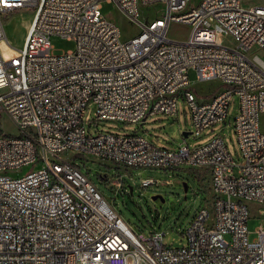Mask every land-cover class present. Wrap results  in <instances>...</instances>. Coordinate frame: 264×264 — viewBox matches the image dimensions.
Listing matches in <instances>:
<instances>
[{
  "label": "built area",
  "instance_id": "obj_1",
  "mask_svg": "<svg viewBox=\"0 0 264 264\" xmlns=\"http://www.w3.org/2000/svg\"><path fill=\"white\" fill-rule=\"evenodd\" d=\"M104 0H0V264H264V222L250 239L248 203L264 206V2L244 0H105L139 27L123 40L102 13ZM161 6L151 18L145 8ZM31 8L24 45L12 47L5 18ZM173 23L191 26L185 40L168 36ZM74 40L57 54L51 36ZM220 83L208 97L193 88ZM233 120L241 161L224 137L176 150L136 134H93L83 122L94 104L98 121L143 123L176 116L179 99L201 137ZM69 155V157H67ZM91 156L120 168L199 169L209 172L212 206L202 207L180 247L133 226L74 162ZM31 166L26 174L19 171ZM17 174L16 176L10 174ZM116 193L128 185L114 177ZM142 187L161 181L141 177ZM264 214V210L262 211Z\"/></svg>",
  "mask_w": 264,
  "mask_h": 264
},
{
  "label": "rangeland",
  "instance_id": "obj_2",
  "mask_svg": "<svg viewBox=\"0 0 264 264\" xmlns=\"http://www.w3.org/2000/svg\"><path fill=\"white\" fill-rule=\"evenodd\" d=\"M246 6L263 3L264 0H244ZM162 11L161 6L145 8L142 16L151 18L155 13ZM102 13L116 23L122 33L123 40H130L140 32L137 24L125 16L114 2L102 1ZM34 13L31 8H24L18 13L8 15L5 18V29L9 41L14 48L24 45L28 28L33 20ZM191 26L183 23H173L168 31V36L174 40H185L190 35ZM54 51L61 54L76 48L74 40H68L60 35L50 38ZM189 78L193 88L200 96L208 97L220 89L217 81L205 82L198 77L197 71L191 69ZM95 105L91 104L84 116V124L93 134L110 132L114 134H136L145 137L157 147H165L176 150L183 142V132L193 131L190 110L187 102L179 99V112L176 116L153 115L143 123H126L120 125L113 121H98L95 114ZM238 111V96L234 95L229 107L226 122L216 124L207 129L201 136L194 134L187 136V142L191 147L206 144L216 135L224 137L225 143L237 163L241 161V151L238 139L233 127V120ZM1 126L12 135H18L19 131L14 122L6 117H1ZM261 129L264 132V114L261 116ZM69 157V155H67ZM74 162L81 167L89 179L109 200H114L119 211L135 223V226L146 236L154 230L164 232V244L180 247L186 244L184 233L202 207H211L213 189L210 174L203 168L199 169H136L120 168L113 163L103 162L91 156H77ZM31 166L23 167L18 174L29 172ZM16 176L17 174H10ZM121 176L123 182L129 187H122L119 194L116 193L115 178ZM141 177H149L161 181L159 185L142 187ZM184 182L188 189L185 190ZM130 187H133L131 192ZM156 196V199H154ZM250 219L248 221L251 231L250 239L256 237V229L264 222V206L256 202L248 203Z\"/></svg>",
  "mask_w": 264,
  "mask_h": 264
},
{
  "label": "water",
  "instance_id": "obj_3",
  "mask_svg": "<svg viewBox=\"0 0 264 264\" xmlns=\"http://www.w3.org/2000/svg\"><path fill=\"white\" fill-rule=\"evenodd\" d=\"M190 133H191V132H187V131H185V132H183V135H184L185 137H187ZM184 188H185V190L188 189V186H187V183H186V182H184ZM130 189H131V192H132V191H133V187H130ZM154 199H156V196H154Z\"/></svg>",
  "mask_w": 264,
  "mask_h": 264
},
{
  "label": "trees",
  "instance_id": "obj_4",
  "mask_svg": "<svg viewBox=\"0 0 264 264\" xmlns=\"http://www.w3.org/2000/svg\"><path fill=\"white\" fill-rule=\"evenodd\" d=\"M127 219V218H126ZM128 220V219H127ZM133 226H135V223H132L130 220H128ZM136 227V226H135ZM137 228V227H136Z\"/></svg>",
  "mask_w": 264,
  "mask_h": 264
}]
</instances>
